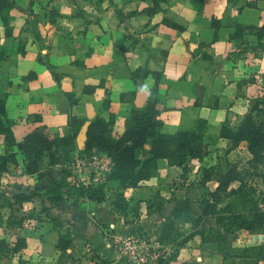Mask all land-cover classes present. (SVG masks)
<instances>
[{"label": "crops", "instance_id": "0c3cea01", "mask_svg": "<svg viewBox=\"0 0 264 264\" xmlns=\"http://www.w3.org/2000/svg\"><path fill=\"white\" fill-rule=\"evenodd\" d=\"M243 1L230 5L227 0H206L195 12L188 0H166L158 11L145 15L141 9L147 3L139 0H8L13 28L11 36L5 37L0 21V93L5 94L13 140L20 141L39 125L61 135L70 115L82 120L77 134L84 133L95 116H112L113 132L120 133L129 109L143 106L153 82L151 72L159 73L156 107L163 131L184 128L187 119L192 121L200 112L208 117L217 114L228 96L237 98L238 90L248 94L250 89L246 82L250 53L235 49L227 36L234 22L263 24L264 0H248L252 6H242ZM211 17L219 20L216 31L210 26ZM257 52L256 64L264 70V49ZM135 70L140 72L132 77ZM141 71L147 72L145 77L139 76ZM74 141L75 149L81 150L84 137L81 148ZM8 154L13 157L9 159ZM0 155L4 156L0 170L4 221L10 209L1 199H8L17 185L34 189L36 180L23 172L20 154L4 144L2 135ZM161 166L180 170L164 159L157 162V168ZM47 169L43 164L45 183L54 181ZM93 176L88 173L89 178ZM106 185L116 190L115 181ZM35 202H22L19 213L39 212ZM110 206L107 195L100 203L81 200L72 214L61 207V219L68 231L72 223L83 227L85 214L109 223L115 216ZM38 214L42 217L34 225L0 227V238L11 236L13 241L19 235L25 239L19 252L0 253V264H56L63 254L73 252L74 242L80 243L71 234L68 248L60 253L53 222Z\"/></svg>", "mask_w": 264, "mask_h": 264}, {"label": "trees", "instance_id": "16d2710c", "mask_svg": "<svg viewBox=\"0 0 264 264\" xmlns=\"http://www.w3.org/2000/svg\"><path fill=\"white\" fill-rule=\"evenodd\" d=\"M139 1L147 3L141 12L151 15L158 11L160 3L166 0ZM188 1L193 10L198 12L206 0ZM238 1L240 0H227L230 5H235ZM252 5V1L244 0L242 6ZM9 8L8 0H0V21L5 37L11 36L13 28L11 17L8 14ZM167 24L172 28H179L171 22ZM210 26L216 31L219 27V20L211 17ZM232 26L233 29L227 38L234 44L244 40L243 37L251 36L256 47L264 49L262 42L264 41V23L244 25L234 22ZM215 37L213 35V39ZM244 49L246 48L241 49L240 52L243 53ZM137 72L140 71H133L132 77ZM146 73V71H141L139 76L145 77ZM151 74L153 82L148 88L143 106L139 109H129L123 121L122 131L113 132L112 116H108L107 119L95 116L86 124L81 150L75 149L74 140L82 120L72 115L68 116L67 129L61 135L51 132L44 125H39L27 132L20 141L15 142L11 132L12 120L5 114V94L0 93V135L7 147L14 146L20 154L23 172L34 175L36 180L34 189L17 185L12 189L8 199L3 197V205L10 210L4 221L0 215V227L9 229L21 227L25 217L24 214L18 213L20 204L36 200L39 212L46 214L57 230L58 239L55 247L60 253H64L71 242V236L67 235V229L61 231L62 227L56 222V217L51 216L52 208L64 206L72 213L81 200L100 203L106 197V182L115 181L117 192L110 202L111 209L123 212L125 198L122 191L137 187L141 181L155 174L158 160L164 159L168 166L177 167L181 173H184L188 170L191 160L199 161L204 157L207 143L203 137V119H197L191 128H180L172 132L163 131V121L156 107L159 94V73L151 72ZM246 82L251 83L252 80L249 78ZM256 108V105H253L251 109ZM252 110L233 126L222 123L218 130V137L226 140L231 148L239 142H245L246 150L250 155L249 165L253 168L259 166L264 169V123L254 118ZM74 154L79 157L104 154L108 157L111 166L104 181L86 186L70 184L67 178L70 175L69 165ZM6 156L11 159L13 154ZM3 157L0 155V170L3 166ZM43 164L48 166L47 170L54 176V181L44 182ZM211 176L212 172L209 169H203L199 185H203ZM233 182H237L235 187L230 186ZM245 186L238 173L231 168L218 177L216 186L206 191L198 200L196 205L199 210L198 214H191L186 203L174 207L170 215L165 218L164 225L171 229L175 222L190 225V231L177 245L197 236L201 242L216 244L218 254L224 260L227 256H231L228 253L225 234L237 230H264V211L259 205L260 201L250 195ZM208 219L213 220L212 225L206 224ZM174 241L175 239L172 238V242ZM257 246L256 254L259 255L261 245ZM24 247L25 239L22 236L16 235L13 241H9L5 236L0 238V253L4 256L17 253ZM253 248L254 245L243 248L239 257L242 260L247 259L246 252ZM174 256L171 254L166 260H172ZM158 261L162 262L163 259L160 258ZM254 263L256 264V261Z\"/></svg>", "mask_w": 264, "mask_h": 264}, {"label": "rangeland", "instance_id": "374dc122", "mask_svg": "<svg viewBox=\"0 0 264 264\" xmlns=\"http://www.w3.org/2000/svg\"><path fill=\"white\" fill-rule=\"evenodd\" d=\"M260 11L264 13V5ZM232 29L231 25L230 30ZM243 38L244 40L236 42L234 46L240 51L246 48L245 54L250 53L248 70L252 82L249 83L248 94H245V89L243 92L238 90L237 98L228 96V100L222 103L220 112L210 117L205 112H200L192 121L188 118L183 125L184 128H181H191L197 119L204 120L203 137L207 143L204 157L199 161L191 160L188 170L184 173L176 168L167 169L163 166L156 168L155 174L145 182L141 181L137 187L129 191L123 190L125 198L123 212L115 211V216L109 223L97 220L94 216L89 218L86 214L82 218L83 227L72 223L67 235L73 234L80 243L74 242L72 254H63L56 264H89V262L91 264H255V261L256 264H264V230H237L225 234L228 253L231 256L223 260L218 254L216 244L201 242L197 236L177 245L190 231L189 224L175 222L172 229L164 225L165 218L170 215L171 210L185 203L191 214H198L199 210L196 207L198 200L206 191L216 186L218 177L231 168L238 173L250 195L260 201L259 205L264 211V176H262L264 169L249 165L250 155L246 150L245 142H239L231 148L226 140L218 137L222 123L229 126L239 123L242 117L252 110L253 105L257 107L252 110L254 118L264 123V70L256 64V60L260 58L257 51L261 49L256 47L252 37ZM235 59L240 60V58ZM203 169H209L212 176L203 185H199ZM236 185L237 182H233L230 186ZM116 192L115 187H106L105 194L109 202ZM1 203H4V200L1 199ZM35 205L38 206L37 201ZM61 207L50 213L54 217L57 215L56 222L62 227L61 231H64L65 223L61 219L63 217ZM22 213L25 217L24 223L28 222L32 225L42 217L33 209ZM206 224L212 225L213 220L208 219ZM66 229H69V226ZM5 237L8 240L12 238ZM172 238L175 239L174 242ZM253 245L254 248L246 252L248 258L242 260L239 257L242 249ZM257 245H261L259 255L256 254ZM171 254L175 255L174 258L166 260ZM160 258L163 259L162 262L158 261Z\"/></svg>", "mask_w": 264, "mask_h": 264}, {"label": "built area", "instance_id": "2783aa9c", "mask_svg": "<svg viewBox=\"0 0 264 264\" xmlns=\"http://www.w3.org/2000/svg\"><path fill=\"white\" fill-rule=\"evenodd\" d=\"M110 166L109 158L104 155L92 154L79 157L74 154L69 165L70 175L67 180L72 185L86 186L101 183L109 172ZM89 172L94 174L92 178L88 177Z\"/></svg>", "mask_w": 264, "mask_h": 264}, {"label": "water", "instance_id": "95a60500", "mask_svg": "<svg viewBox=\"0 0 264 264\" xmlns=\"http://www.w3.org/2000/svg\"><path fill=\"white\" fill-rule=\"evenodd\" d=\"M86 127V126H85ZM85 127H84V132H85ZM84 137V133H78L77 135H76V138H75V140H76V143H77V145H78V147L79 148H81V139ZM31 188V187H30Z\"/></svg>", "mask_w": 264, "mask_h": 264}]
</instances>
